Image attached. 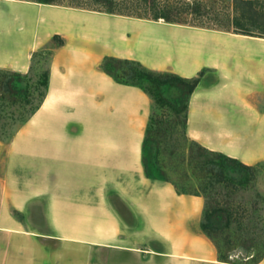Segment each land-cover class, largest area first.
Wrapping results in <instances>:
<instances>
[{
    "label": "crops",
    "instance_id": "0c3cea01",
    "mask_svg": "<svg viewBox=\"0 0 264 264\" xmlns=\"http://www.w3.org/2000/svg\"><path fill=\"white\" fill-rule=\"evenodd\" d=\"M54 35L47 95L0 139V264H224L200 223L204 198L148 178L152 100L105 56L195 77L187 136L264 162V37L31 0H0V68L29 73ZM264 264V258L258 263Z\"/></svg>",
    "mask_w": 264,
    "mask_h": 264
},
{
    "label": "trees",
    "instance_id": "16d2710c",
    "mask_svg": "<svg viewBox=\"0 0 264 264\" xmlns=\"http://www.w3.org/2000/svg\"><path fill=\"white\" fill-rule=\"evenodd\" d=\"M31 1L63 5L60 0ZM95 1L102 3L105 9L100 11L107 13L151 20L163 19L171 23L201 26L216 30L264 37V22L262 21L264 19V3L261 2L264 0H232V12L227 14V24L219 27L191 24L183 18L178 8L161 5L158 0H142L144 7L151 11V14L149 13L147 15L117 10L116 5L120 0ZM72 7L90 9L82 6ZM189 9L201 15H206V13L210 12V10H207L206 6L202 4H192ZM212 9H214V11L217 10L215 6H213ZM213 17L212 20L221 21L216 12ZM64 44L65 39L63 37L54 35L49 44L33 54L29 73L23 74L21 72L0 68V98H10L14 102L21 99H26L29 102L31 101L29 86L21 83L25 78L29 77L31 71H33L39 63H42L43 54L47 50L49 54L48 67L41 72L38 77V84L43 87L41 92L42 98L39 103L33 107L30 115L31 117L40 108L47 95L50 78V63L54 50ZM100 67L104 72L113 77L116 82L141 88L152 100L150 118L146 127L142 149V161L147 177L172 183L179 194L202 196L205 202L200 226L203 233L216 246L219 260L224 264H247L237 263L229 259V251L233 249L236 241L233 236H231L230 230L237 219L235 206L227 199L231 198L233 196L232 193L239 187L247 186V183L255 177L259 167L264 162L248 165L237 158L228 156L222 152L210 150L202 144L192 140L188 148V157L190 161L197 163L198 167L203 168L208 176V180L201 186L202 189L199 190L180 186L177 182L172 180L165 165H163L160 160V147L156 138V133L160 131L163 121L158 116L157 109L168 107L176 117L182 118L184 127L186 128L190 98L206 70H201L195 77L187 78L172 72L151 70L136 60L114 56H105ZM30 117L21 123L15 133ZM0 139L4 140L1 137ZM217 187H223L227 190L228 194L224 200H221L218 195L215 194L214 191H218ZM263 258L264 254L260 258L253 255L252 259L255 260H253L254 262L251 264H258Z\"/></svg>",
    "mask_w": 264,
    "mask_h": 264
},
{
    "label": "rangeland",
    "instance_id": "374dc122",
    "mask_svg": "<svg viewBox=\"0 0 264 264\" xmlns=\"http://www.w3.org/2000/svg\"><path fill=\"white\" fill-rule=\"evenodd\" d=\"M60 2L66 6H82L97 11L105 9L102 3L95 0H60ZM158 2L161 5L178 8L183 18L191 24L211 27L227 24V14L232 12L233 4L232 0H158ZM192 4H202L210 12L206 15L198 14L189 9ZM213 6L216 11L212 9ZM116 9L134 14L143 13V15L151 12L144 7L142 0H120ZM215 12L221 21L212 20ZM262 21L264 22V19ZM43 56L42 63H39L21 83L29 86L30 102L26 99L14 102L10 98H0V137L4 141H9L15 135V131L30 117L33 107L42 98L43 87L38 84V77L48 67L47 50ZM157 113L163 121L160 131L156 133L162 164L165 165L170 178L180 186L201 190L208 176L203 168L198 167L197 163L190 161L188 157V148L192 140L187 136V127H184L182 118L176 117L168 107L158 108ZM217 189L218 191H214L215 194L224 200L228 194L227 190L223 187ZM232 194L233 196L227 200L235 206L237 220L230 230L231 236L236 241L233 249L229 251V259L237 263L251 264L256 259H252L253 255L260 258L264 254V163L247 186L239 187Z\"/></svg>",
    "mask_w": 264,
    "mask_h": 264
}]
</instances>
